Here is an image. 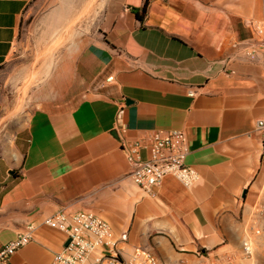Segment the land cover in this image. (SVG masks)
Returning a JSON list of instances; mask_svg holds the SVG:
<instances>
[{
    "label": "crops",
    "instance_id": "0c3cea01",
    "mask_svg": "<svg viewBox=\"0 0 264 264\" xmlns=\"http://www.w3.org/2000/svg\"><path fill=\"white\" fill-rule=\"evenodd\" d=\"M32 1L0 0V66ZM260 16V0H105L97 25L57 53L24 126L0 146V248L38 224L11 264H51L68 234L41 221L80 209L127 233L126 256L141 246L164 264L235 257L264 177V58L246 46ZM174 129L185 132L200 179L187 187L167 175L146 191L122 142Z\"/></svg>",
    "mask_w": 264,
    "mask_h": 264
},
{
    "label": "built area",
    "instance_id": "2783aa9c",
    "mask_svg": "<svg viewBox=\"0 0 264 264\" xmlns=\"http://www.w3.org/2000/svg\"><path fill=\"white\" fill-rule=\"evenodd\" d=\"M251 25L256 36L246 45L248 55L264 58V3L262 17L253 20ZM123 113V109L118 112V126L125 130L127 126L123 122ZM259 125L264 151V120ZM122 148L130 163L134 182L146 191H151L152 186L160 184L167 175L175 176L187 187H192L200 179V172L187 164L189 147L183 130H159L148 141L130 142L124 139ZM143 150L149 151L148 157L142 156ZM259 211L264 213V204ZM41 223L68 234L69 242L54 255L51 264H164L154 251L146 247H136L126 256L120 243L127 240V233L118 237L106 219L90 210H60L46 216ZM37 226V223L30 222L25 230L0 248V264H11L14 253L33 240ZM263 231L264 217L254 232L261 234ZM252 243L250 238L243 241L244 258L247 260L254 258ZM234 259L227 255L212 264H231Z\"/></svg>",
    "mask_w": 264,
    "mask_h": 264
},
{
    "label": "rangeland",
    "instance_id": "374dc122",
    "mask_svg": "<svg viewBox=\"0 0 264 264\" xmlns=\"http://www.w3.org/2000/svg\"><path fill=\"white\" fill-rule=\"evenodd\" d=\"M260 1L261 18L264 0ZM104 4L105 0H34L24 9L12 50L0 66V146L8 136L17 134L30 114L32 92L44 76L54 35L61 33L62 38L55 39L52 66L61 49L75 44L84 31L94 29ZM257 195L258 206L252 215L254 228L248 235L253 242L254 258H244L242 248L236 251L237 264H264V231L254 232L264 217L259 211L264 204V177Z\"/></svg>",
    "mask_w": 264,
    "mask_h": 264
},
{
    "label": "bare ground",
    "instance_id": "6f19581e",
    "mask_svg": "<svg viewBox=\"0 0 264 264\" xmlns=\"http://www.w3.org/2000/svg\"><path fill=\"white\" fill-rule=\"evenodd\" d=\"M59 31V30H58ZM61 32V31H60ZM54 40L53 41H55L54 43H52L53 41H50L51 43H52V46H51V48H49L48 49V53H49V55H47L46 56V62H47V64H46V68L45 69H43L44 71H43V73H44V76L45 75H47L48 73H49V71H50V69H51V66H52V60H53V55H54V51H55V49H56V40L58 41V40H60L61 38H62V34L61 33H57V34H55L54 35ZM57 38V39H56ZM53 39V38H52ZM56 39V40H55ZM63 41V40H62ZM50 45V44H49ZM27 89V88H26ZM26 91V90H25Z\"/></svg>",
    "mask_w": 264,
    "mask_h": 264
},
{
    "label": "water",
    "instance_id": "95a60500",
    "mask_svg": "<svg viewBox=\"0 0 264 264\" xmlns=\"http://www.w3.org/2000/svg\"><path fill=\"white\" fill-rule=\"evenodd\" d=\"M68 242H69V241H68ZM68 242H67V243H68Z\"/></svg>",
    "mask_w": 264,
    "mask_h": 264
}]
</instances>
